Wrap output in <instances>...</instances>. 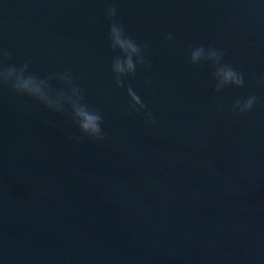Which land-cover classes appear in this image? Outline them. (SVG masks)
Instances as JSON below:
<instances>
[{
    "label": "water",
    "instance_id": "obj_1",
    "mask_svg": "<svg viewBox=\"0 0 264 264\" xmlns=\"http://www.w3.org/2000/svg\"><path fill=\"white\" fill-rule=\"evenodd\" d=\"M109 7L144 61L122 86ZM0 51L104 129L0 84V264H264V0H0Z\"/></svg>",
    "mask_w": 264,
    "mask_h": 264
},
{
    "label": "clouds",
    "instance_id": "obj_2",
    "mask_svg": "<svg viewBox=\"0 0 264 264\" xmlns=\"http://www.w3.org/2000/svg\"><path fill=\"white\" fill-rule=\"evenodd\" d=\"M116 14L114 7L107 9V18L110 21L108 37L113 49L118 53L112 64V73L117 85L122 86V80L127 77H134L137 67L144 65V61L139 46L126 34L124 26L116 22ZM169 39H171V36H169ZM0 55H7V53L0 51ZM210 55L214 59L217 54L212 52ZM202 57L203 51L200 49L196 50L192 55L194 62ZM217 75L222 84L232 85L237 88L244 86L242 73L235 69L224 68ZM0 84L10 85L15 93L34 99L50 111L61 113L67 109L79 131L85 137L94 140L103 139V117L98 111L90 109L83 103L80 89L74 88L70 94L64 92L53 94L43 80L28 74L26 64L20 67L15 65H9L6 68L0 67ZM128 95L131 101L129 105L131 111L145 110L144 103L137 95L131 90H129ZM256 102V96H250L243 106L240 107L239 113L244 114L251 111ZM147 122H154L150 112L146 113Z\"/></svg>",
    "mask_w": 264,
    "mask_h": 264
}]
</instances>
